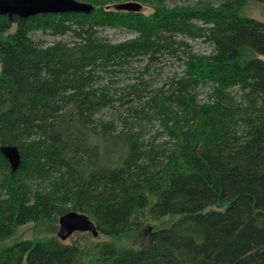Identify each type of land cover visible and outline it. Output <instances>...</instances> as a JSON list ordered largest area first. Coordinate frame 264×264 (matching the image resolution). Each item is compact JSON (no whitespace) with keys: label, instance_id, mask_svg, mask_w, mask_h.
<instances>
[{"label":"trees","instance_id":"obj_1","mask_svg":"<svg viewBox=\"0 0 264 264\" xmlns=\"http://www.w3.org/2000/svg\"><path fill=\"white\" fill-rule=\"evenodd\" d=\"M84 1L0 15V148L22 159L12 172L0 150V264H264V20L246 13L264 0ZM166 55L180 70L163 78ZM72 210L99 235L61 240ZM29 223L43 236L11 242Z\"/></svg>","mask_w":264,"mask_h":264},{"label":"water","instance_id":"obj_2","mask_svg":"<svg viewBox=\"0 0 264 264\" xmlns=\"http://www.w3.org/2000/svg\"><path fill=\"white\" fill-rule=\"evenodd\" d=\"M119 10L140 12L143 4L139 1L128 0L117 3ZM96 6L92 2L81 0H0V15H8L10 18L19 16L29 18L41 13H86L91 14ZM3 155L8 159L12 172L21 165V152L18 146L13 144L3 145L0 148ZM75 232H91L94 237L99 235L95 223L83 212L76 210L68 211L59 219L58 237L66 241Z\"/></svg>","mask_w":264,"mask_h":264},{"label":"rangeland","instance_id":"obj_3","mask_svg":"<svg viewBox=\"0 0 264 264\" xmlns=\"http://www.w3.org/2000/svg\"><path fill=\"white\" fill-rule=\"evenodd\" d=\"M84 1V0H81ZM128 0H121V1H116L113 4L116 5L117 3H121V2H126ZM200 0H191V3H195L198 2ZM88 2V1H87ZM143 4V3H142ZM246 13L250 14L251 16H254L256 18L262 19L264 20V3L261 2H256V1H251L247 7H246ZM143 9L144 10H151L150 7L146 6L145 4H143ZM103 34L106 35L108 38H110L112 41L114 42H120L129 38H132L135 36V33L130 32L126 29H120V28H106L105 31H103ZM35 39L36 40H41L44 44H48V43H52L58 39H60V37L54 36L50 33H44V32H37L35 34ZM192 47L194 48L195 51L200 52V53H208L211 51V47L209 46L208 43H205L203 41L200 40H189ZM164 61L159 65V69H162V76L163 78H165L167 76V74H172L174 72V70H180V64L177 60L175 59H170V57L168 55H166L164 57ZM162 78V79H163ZM156 130H151L149 133H147V137H150L154 134ZM167 218L168 217H163L161 218L159 221L157 222H152L148 225H150L149 230H151V228H161L163 226H166L168 224L167 222ZM154 224V225H153ZM45 228V226H35V224L33 223H29L26 224L24 226H22L17 235H15L10 241L12 242L13 240H15L16 238H32V237H37V236H43V229ZM59 229V227H58ZM148 234V231L146 232ZM76 232L71 235L66 241L69 242L71 241L72 238L76 237ZM146 239L148 241V236L146 237H142L141 231L140 232H136L134 234H131V236H129L128 238H126V244L129 241V243L134 244L137 247H141L146 243Z\"/></svg>","mask_w":264,"mask_h":264}]
</instances>
